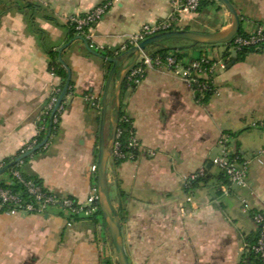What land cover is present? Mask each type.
<instances>
[{
	"label": "crops",
	"instance_id": "0c3cea01",
	"mask_svg": "<svg viewBox=\"0 0 264 264\" xmlns=\"http://www.w3.org/2000/svg\"><path fill=\"white\" fill-rule=\"evenodd\" d=\"M105 1L0 0V167L39 137L42 112L61 85L49 52L68 45L60 56L74 88L65 96L58 132L20 169L80 205L97 189L93 167L112 69L102 55L121 53L127 36L173 14L172 0H121L89 31L90 51L66 18ZM230 1L246 34L264 26V0ZM230 21L220 3L207 0L197 13L177 15L174 28L217 33ZM181 54L185 63L207 56L215 64L207 102H199L189 82L172 70H149L121 94L142 146L134 160L110 162L107 171L125 250L129 264H241L258 232L253 215L264 211V50L243 61L237 56L235 64L223 45ZM109 126L107 121L105 132ZM223 133L235 136L232 151L250 161L247 189L226 182L213 165L222 155ZM200 171L203 180L187 188L185 179ZM0 182L13 183L8 173ZM0 264H117V257L101 215L70 220L58 209L0 210Z\"/></svg>",
	"mask_w": 264,
	"mask_h": 264
},
{
	"label": "built area",
	"instance_id": "2783aa9c",
	"mask_svg": "<svg viewBox=\"0 0 264 264\" xmlns=\"http://www.w3.org/2000/svg\"><path fill=\"white\" fill-rule=\"evenodd\" d=\"M120 1L121 0H106L85 15H72L67 17L66 24L73 29L78 36L83 37L87 42L90 39L89 31ZM204 1L205 0H172V16L163 22L146 24L138 33L127 36L125 45L121 49V53L138 46L141 42L150 37L173 31L177 15L199 12ZM263 46L264 26L259 27L254 34L246 37L237 36L232 41V48L236 52L242 51L246 48L260 49ZM152 69L172 70L182 75V77L191 85L196 99L199 102L204 101L208 93L214 92L215 64H213L212 60L207 56H201L200 58L189 60L185 63L184 58L179 60L173 53L167 56H161L144 52L136 65L129 72L126 81H128L130 86L137 87L146 78L148 71ZM62 93L63 90L57 88L49 104L42 112L39 125V136L45 134L47 138L51 133L52 127L54 125H59V120L66 110L64 99L60 102ZM89 100L93 102L95 101V98L90 97ZM129 120L130 119L126 116L125 121L129 122ZM120 135L121 131L118 128L117 140L112 159L120 161L134 160L136 158V153L138 154L141 151L142 146L135 135L133 125L131 137L126 146L127 153L121 151V144L118 142ZM234 143V135L229 133L221 134L219 145L222 149V155L213 161V165L233 186L239 189H247L250 161L243 160L238 154L232 151ZM35 144L36 141L28 148V150L31 151ZM260 154L264 155V149ZM151 156H156V153H151ZM22 164L23 162L19 163L20 167ZM1 168H3V166L0 167V169ZM93 172H97V166L93 167ZM204 174V171H200L187 177L185 179V186L187 188H192L199 179L204 177ZM10 177L13 182L12 185L0 182L1 211L10 214L21 212L28 214H45L52 209H58L70 220L93 218L100 215L101 209L97 189H95L94 193L88 198L86 205H80L72 198H61L51 191H48L33 179L25 178L22 171L19 169L11 172ZM16 184L21 185L23 190L14 192L12 187ZM253 221L258 231V239L254 251L258 255L262 264H264V211L254 213Z\"/></svg>",
	"mask_w": 264,
	"mask_h": 264
},
{
	"label": "water",
	"instance_id": "95a60500",
	"mask_svg": "<svg viewBox=\"0 0 264 264\" xmlns=\"http://www.w3.org/2000/svg\"><path fill=\"white\" fill-rule=\"evenodd\" d=\"M220 3L230 14L231 21L229 25L217 32V33H199L194 31L186 30H175L165 33H161L146 39L141 42L138 46L131 48L130 50L122 53L118 57L108 58L107 61L112 64V69L110 71L105 92L102 100V116H101V129L99 137V149H98V160H97V192L99 197V205L102 212L103 219L107 225L110 233L111 241L115 249L117 264H129L128 256L125 250L122 230H121V218L114 208L111 200L110 186L107 179L108 165L112 161V156L114 152V147L117 140V133L119 128L120 112H121V94L123 85L128 77L131 69L136 65L140 59L142 53H149L148 49L151 47H167L165 43L173 40L185 41L196 46H226L230 44L239 34L241 29V19L234 5L230 0H215ZM78 39L85 41L88 49L91 51L89 44L86 40L78 36ZM68 47L65 46L59 50V54ZM233 62L235 64L237 61V52L234 51ZM119 68H122L120 73H118ZM71 82V75L69 72V78L63 90L60 98V102L64 99L66 92L69 88ZM115 83L114 91L111 96H108L109 89L112 83ZM115 106V107H114ZM109 119L111 125V131L109 138H106L105 127L107 120ZM51 133L47 138L37 147L33 148L31 151L26 153L23 157H28L42 149L47 145ZM22 159L3 167L0 169V176L7 173L15 164L20 162Z\"/></svg>",
	"mask_w": 264,
	"mask_h": 264
},
{
	"label": "trees",
	"instance_id": "16d2710c",
	"mask_svg": "<svg viewBox=\"0 0 264 264\" xmlns=\"http://www.w3.org/2000/svg\"><path fill=\"white\" fill-rule=\"evenodd\" d=\"M211 1L215 2V0H211ZM206 2H207V0H205L203 2L202 7L204 5H206ZM71 30L73 31L74 34H76L73 29H71ZM175 30L176 29L174 28L173 31H175ZM238 36L246 37V36H248V34H246L243 31V29L241 28ZM87 43L90 44L89 41H87ZM165 45L167 47H163V46L155 47V46H153L150 49H148V52L150 54H152V55H161V56H167V55L173 53V54H175L178 57L179 60H182L184 58L183 55L181 54L182 51L187 49V48H189V47H193L192 44H190L188 42H185V41H179V40L169 41V42L165 43ZM197 47H215V46H196L195 48H197ZM226 47H227V54L226 55L228 57H230L232 55V52H234V50L232 48V42L230 44L226 45ZM263 50H264V46L262 48H260V49L246 48V49H243L242 51H238L237 52L238 61L245 60V58H246V56L248 54L260 53ZM121 54L122 53H117V54H114V55L113 54H103L102 56H103V58L105 60H107L108 58L118 57ZM49 56L51 58V63H50L51 72L54 73L55 76L58 77L61 80V85H60L59 89L64 90L65 85L67 83V80L69 78V72H70L69 68L64 64V62L62 61L61 56H60V54L58 52H52L51 51V52H49ZM121 70H122V68H119L118 73H120ZM109 74H110V72H109ZM112 84L114 85L115 83L113 82ZM129 87L134 88L135 86H130L128 81H125V83L123 85L122 93L125 92ZM73 88H74L73 83L70 82L69 88H68L65 96H67L69 94H72L73 93ZM211 95H212V93H208V95L204 99V102H207V100L211 97ZM125 117H126V115L123 112V105H122L121 106V112H120V120H119V129L121 131V135H120V137L118 139V142L121 144V151L123 153H127L126 146H127V143H128V141H129V139L131 137V130H132V125H133L131 120H129V122H126L125 121ZM107 121H109V119ZM60 122H61V119L59 120V125H60ZM59 125H54L52 127L51 136H54L58 132ZM110 131H111V126H109V128L105 132L106 138H109ZM45 138H46V135L45 134H41L36 139V144L33 146V148L37 147L38 145H40L45 140ZM98 143H99V141H98ZM30 144L33 145V143H30ZM30 144L27 145V147L23 148V150L20 151L17 154V156L5 161V163L3 164V167L11 165L12 163L18 161L19 159H22L20 162H23V163L28 162L31 159L32 155L28 156V157H25V158H23V157L26 155V153L29 152L28 148L31 146ZM42 151H43V149H40L37 152H35L33 155H37V154H39ZM136 155H137V153H136ZM97 158H98V155H97ZM20 162L15 164L7 173L11 174V172H13L14 170H18V169L21 170L20 169V165H19ZM123 162H125V161H120V160H117V159H112V161H111V163L114 166H119ZM23 176L25 178H27V179H33L35 182H37L40 185H42L41 181L36 179V178L28 177L24 173H23ZM223 176L221 178L226 180V182H227L228 179L225 176L224 177ZM203 178L199 179V181H197V182H200L201 180H203ZM12 189L14 190V192H18V191H22L23 190L22 186L19 185V184H16L14 187H12ZM100 215L102 216L101 210H100ZM105 225H106V223H105ZM257 239H258V233H257V236H255V238H251V239L248 240V246L249 247H248V249H247V251H246V253H245L244 257H243V260H242L241 264H262V262L260 261L258 255L254 251V247L256 246Z\"/></svg>",
	"mask_w": 264,
	"mask_h": 264
}]
</instances>
